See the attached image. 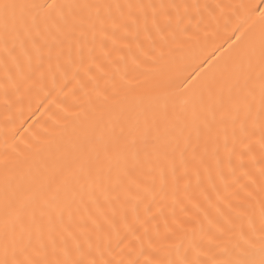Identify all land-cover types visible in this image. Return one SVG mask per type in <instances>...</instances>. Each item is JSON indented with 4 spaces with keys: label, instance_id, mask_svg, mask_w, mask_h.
Returning <instances> with one entry per match:
<instances>
[{
    "label": "snow or ice",
    "instance_id": "6c2138e0",
    "mask_svg": "<svg viewBox=\"0 0 264 264\" xmlns=\"http://www.w3.org/2000/svg\"><path fill=\"white\" fill-rule=\"evenodd\" d=\"M244 7L0 0L6 96L11 81L16 92L39 84L47 97L49 76L53 89L69 73L81 83V71L126 62L133 44L146 55L144 42L156 48L153 32L164 44L178 29L195 41L187 56L155 62L143 80L111 97L106 114L54 151L50 141L23 159L4 154L0 264H264V10L258 36L236 28L216 43L218 33L198 34L203 12L217 20V9ZM23 66L18 80L10 75ZM210 158L245 199L237 194L229 205L235 219L227 229L204 233L201 226L197 240L194 230L189 237L170 227L157 196L172 188L175 204L190 169L198 180L201 169L210 176Z\"/></svg>",
    "mask_w": 264,
    "mask_h": 264
},
{
    "label": "bare ground",
    "instance_id": "6f19581e",
    "mask_svg": "<svg viewBox=\"0 0 264 264\" xmlns=\"http://www.w3.org/2000/svg\"><path fill=\"white\" fill-rule=\"evenodd\" d=\"M110 2H117V0H110ZM118 2L156 5L171 3L245 5L235 14L229 8H225L223 14L220 10H215L217 20H212L207 12L201 10L204 19L200 23L198 34L203 37V30L208 28L209 31L218 33V36L213 38L216 43H222L224 38L233 35V30L236 28L246 35L258 36L261 26L259 10H264V0H118ZM181 13L183 14V10ZM191 15L194 17L191 30L196 31V23L200 17L195 10ZM184 24H187V20ZM141 33V40H143L142 27ZM152 35L156 41L155 49L149 47V42H144L146 55H142L133 44V56H129L126 62L115 61V64L111 66L106 64L103 73L95 68L89 75L81 71L79 76L81 83H78L72 73H69L66 78L60 76L53 89L49 76L48 89L51 90V94L47 97L44 93H40L39 84L32 85V82H28L23 84L19 92H16L11 81L8 83L6 96L5 54L3 44L0 42V161L4 159L6 152L9 158L16 157L18 152L19 158L23 159L30 156L37 146L46 147L50 141L53 142L51 147L54 151L56 143H63L73 138L102 113L106 114L108 105L111 104V97L114 94L123 95L128 88L136 85L137 81L143 80L155 62L168 59L170 54L187 56L190 48L195 45V41H189L179 29L176 31L175 38L167 37V44H164L155 32ZM208 47L209 49L212 47L211 42ZM225 47H227L226 44ZM134 56H139V60L134 62ZM20 71L27 73V67L23 66L19 69L13 67L10 75L18 80L17 73ZM30 86L31 91H29ZM38 94L40 99L45 101L43 107H37ZM106 96L108 100L105 99ZM13 146L16 152H13ZM208 164L211 168L210 176L201 169L198 180L195 168H192L189 177L180 180L175 188L177 200L175 204H173L172 188L166 192H160L157 196L164 215L168 217L170 227L177 231L186 230L189 237L194 230L197 240L201 238V226L204 233H207L209 229L215 232L220 226L227 229L229 227L227 221L235 219V212L229 205L238 203L237 194L241 199H245V194L233 186L230 179L222 181L219 178L214 160L210 158ZM2 174L3 166L0 164V176ZM182 174L183 170L180 175ZM256 177L259 180L258 173ZM186 184L189 187L186 188ZM256 207L258 214V205ZM153 211L159 212L160 209L154 207ZM2 213L3 197L0 195V214ZM161 230L163 233V224H161ZM163 242L167 243V241ZM159 258L166 259L167 252H161Z\"/></svg>",
    "mask_w": 264,
    "mask_h": 264
}]
</instances>
